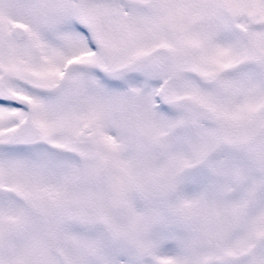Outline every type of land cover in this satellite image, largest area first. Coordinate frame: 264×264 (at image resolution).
I'll return each instance as SVG.
<instances>
[{
    "label": "snow or ice",
    "instance_id": "snow-or-ice-1",
    "mask_svg": "<svg viewBox=\"0 0 264 264\" xmlns=\"http://www.w3.org/2000/svg\"><path fill=\"white\" fill-rule=\"evenodd\" d=\"M0 264H264V0H0Z\"/></svg>",
    "mask_w": 264,
    "mask_h": 264
}]
</instances>
